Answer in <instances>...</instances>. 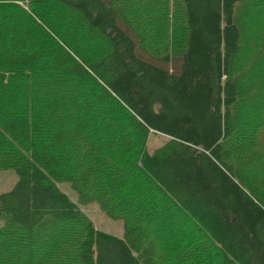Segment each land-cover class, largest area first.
Here are the masks:
<instances>
[{"label":"trees","instance_id":"1","mask_svg":"<svg viewBox=\"0 0 264 264\" xmlns=\"http://www.w3.org/2000/svg\"><path fill=\"white\" fill-rule=\"evenodd\" d=\"M127 2L0 0V264H264V11L170 0L167 50Z\"/></svg>","mask_w":264,"mask_h":264},{"label":"rangeland","instance_id":"2","mask_svg":"<svg viewBox=\"0 0 264 264\" xmlns=\"http://www.w3.org/2000/svg\"><path fill=\"white\" fill-rule=\"evenodd\" d=\"M127 2L126 8L128 14L131 16L133 23L137 26L139 25L144 29L146 34H151L153 37L161 40H156L155 42H160L169 50L170 46L177 44L172 43L173 31L170 26L171 16L176 13L175 7L166 1L167 7L162 8L160 12H157L153 8V0H130ZM173 1V0H172ZM245 3L244 11L249 9L251 6H256L254 9L251 8L249 13L251 15V20H257L261 18L264 11V0H248ZM252 25V24H250ZM252 25L251 27H253ZM171 40L168 43L166 40ZM154 43V42H153ZM159 47L158 44L154 43ZM167 141V137L164 135H159L156 133H150L147 141L148 152H153L156 148L162 146ZM17 174L13 169L0 168V193L9 190L17 180ZM60 188L64 190L74 201H76V194L72 190L68 183L63 182L59 184ZM80 208L86 212V214L93 220L95 226L106 232L113 233L115 235H122L123 226L121 218H111L109 217L96 202H91L87 204H79Z\"/></svg>","mask_w":264,"mask_h":264}]
</instances>
